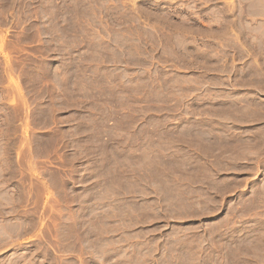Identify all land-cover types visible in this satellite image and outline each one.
<instances>
[{
	"label": "rangeland",
	"instance_id": "1",
	"mask_svg": "<svg viewBox=\"0 0 264 264\" xmlns=\"http://www.w3.org/2000/svg\"><path fill=\"white\" fill-rule=\"evenodd\" d=\"M0 264H264V0H0Z\"/></svg>",
	"mask_w": 264,
	"mask_h": 264
},
{
	"label": "crops",
	"instance_id": "2",
	"mask_svg": "<svg viewBox=\"0 0 264 264\" xmlns=\"http://www.w3.org/2000/svg\"><path fill=\"white\" fill-rule=\"evenodd\" d=\"M256 161V160H255Z\"/></svg>",
	"mask_w": 264,
	"mask_h": 264
}]
</instances>
